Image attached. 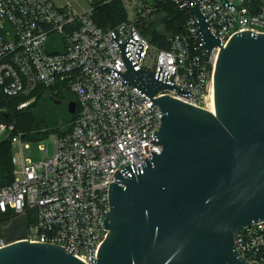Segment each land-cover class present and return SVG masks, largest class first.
Returning <instances> with one entry per match:
<instances>
[{
	"label": "built area",
	"instance_id": "1",
	"mask_svg": "<svg viewBox=\"0 0 264 264\" xmlns=\"http://www.w3.org/2000/svg\"><path fill=\"white\" fill-rule=\"evenodd\" d=\"M74 1V7H59L51 0H0V92L9 98L38 89L68 90L77 103L68 131L53 138V154L38 161L24 157L29 148L24 133L0 120V140L11 145L13 163L11 183L0 187V212L10 211L27 222L23 240L57 244L91 264L108 233L101 210H109L107 188L115 181L113 173L133 162L136 175L141 174L144 157L161 149L149 143L157 141L152 134L161 124L160 108L111 74L110 69L124 73L126 65L109 35L113 32L122 44L132 28L135 41L127 51L137 68L153 72L158 65L169 72L167 80L189 90L181 96L168 89L156 97L167 94L207 110L214 105L220 48L213 47L205 58L194 12L184 0H119L126 18L108 30L96 25L93 10L117 0ZM186 1L190 7L198 2ZM165 2L185 12V29L168 35V47L160 48L139 26ZM198 9L223 47L240 30L264 34V0H199ZM140 42L144 47L138 61ZM148 55L151 68L145 65ZM27 214L31 221L25 220ZM233 240L249 264H264V220L237 230ZM10 242L0 236V248Z\"/></svg>",
	"mask_w": 264,
	"mask_h": 264
},
{
	"label": "water",
	"instance_id": "2",
	"mask_svg": "<svg viewBox=\"0 0 264 264\" xmlns=\"http://www.w3.org/2000/svg\"><path fill=\"white\" fill-rule=\"evenodd\" d=\"M184 1L194 12L205 58L220 48L214 112L167 94L156 97L189 90L167 80L169 72L158 65L153 72L137 68L127 51L135 41L132 28L122 44L109 35L126 65L124 73L109 68L111 74L160 108L161 124L152 134L157 141L149 143L161 149L144 157L141 174L133 162L113 173L109 210H101L108 233L91 264H249L233 237L264 220V34L240 30L223 47L208 30L199 0L194 7ZM143 47L140 42L138 61ZM76 106L68 101L67 112L74 114ZM26 231L27 222L0 248V264H84L57 244L23 240Z\"/></svg>",
	"mask_w": 264,
	"mask_h": 264
},
{
	"label": "trees",
	"instance_id": "3",
	"mask_svg": "<svg viewBox=\"0 0 264 264\" xmlns=\"http://www.w3.org/2000/svg\"><path fill=\"white\" fill-rule=\"evenodd\" d=\"M160 10H162L163 11L162 13H164L163 15L164 17L161 16L163 18L159 19V21H163L162 31H160L159 28H156L157 25L155 24L157 22L155 23L154 21H153L155 23L153 25L154 28L152 31L149 32L151 33L150 35H147L146 31L150 30L149 26L152 24L151 22H147L148 24L143 23L139 26V28H140V32L142 33V35L145 36L151 44L153 43L160 48H167L168 47V42L166 41L167 36L181 34V32L184 31L185 29L184 23L186 19V14L183 11H179L174 5L168 2H165L162 5H160ZM125 18H126L125 9H124L123 4L119 0L108 2L107 4H104V5H98L93 10V19L96 25H98L99 27L105 30H108V28H111L114 25L120 23ZM153 32H155L156 34L155 42H152ZM57 94H58V97L62 96V98H64V101H63V103H65L64 111H67L66 104L70 100L75 101L74 95L68 90H60ZM57 94H51V90L44 91L42 89L40 90L38 89L37 92H34L27 96L7 98L0 92V109L4 107V105L7 106L6 111L0 110V120L8 124L14 123L15 130L20 131L19 123L17 119H15L17 115L15 111L12 109L14 105H15V108L17 107L16 105L19 101L30 99L35 95L36 98L34 102L30 104L27 108H24V110L22 111V114L27 115L32 120H35L33 121L34 124L32 125L31 129L32 130L38 129V130L33 133H25V132L20 131L24 133V138L27 140H31V139L39 140V139H42L47 133H56L58 135L66 133L68 129L70 128V123L75 118L74 117L75 113L70 114L68 112H65V118L59 117L50 123H45L39 117L38 119L33 118L37 104L42 101H46L50 103V105L52 104L55 105V103L53 102L55 101L54 97ZM11 155H12V148L9 142H7L6 140H0V187L11 183V180L13 179L12 177L13 163L11 162ZM13 216L14 214H12L10 211L6 213L0 212V220L5 221L6 223H8V221L11 223H15L14 221H12L14 219ZM25 220L31 221L28 214L25 217Z\"/></svg>",
	"mask_w": 264,
	"mask_h": 264
},
{
	"label": "rangeland",
	"instance_id": "4",
	"mask_svg": "<svg viewBox=\"0 0 264 264\" xmlns=\"http://www.w3.org/2000/svg\"><path fill=\"white\" fill-rule=\"evenodd\" d=\"M55 3V5L59 6V7H64V6H76V3L74 0H51ZM78 1V0H77ZM79 1H83L85 2V0H79ZM160 12V13H158ZM163 11L160 10V8L155 12V14H152L151 17L149 19H147L146 21H143L141 24L143 23H147V22H151L152 24L149 26L150 30L146 31L147 35H150L151 33H149L150 31L153 30V25H157L156 28H159L160 31L163 30V21H159L160 18H163L164 13H162ZM163 16V17H161ZM155 23H154V22ZM148 24V23H147ZM160 25V26H159ZM162 26V27H161ZM153 35V40L152 42L156 41V34L155 32L152 33ZM151 35V36H152ZM153 44V43H152ZM155 45V44H154ZM157 46V45H155ZM158 47V46H157ZM153 60L149 57V55L147 56V59L145 60V65H147L148 67H153ZM70 92V91H69ZM51 94H57V93H53L51 92ZM36 96L34 95L32 98L30 99H26L23 101H19L17 103V107L15 108V105L13 107L12 110L15 111L16 113V118L18 123H19V127H20V131L25 132V133H33L35 131H37L38 129L32 130L31 127L34 124L31 118H29L27 115H23L22 111L24 110V108H27L30 104H32L35 100ZM55 100H58L60 103H56L55 101L53 103H55V105H50V103L46 102V101H42L40 103L37 104L36 106V110L34 113V117L33 118H41L45 123H50L53 120H56L59 117H64L65 118V112L64 111V105L65 103H63L64 98H62V96L58 97V94L55 95ZM7 106L4 105V107H2L0 110L1 111H6ZM28 129H27V128ZM27 130H26V129ZM45 130V129H43ZM58 134L56 133H47L42 139L39 140H27L29 143V148L25 149L24 152V157H28L32 160H36L38 161L39 159H46L49 156H51L54 152V147H53V138L56 137ZM43 148V149H42ZM13 154L16 156L18 154V150L14 149ZM18 156V155H17ZM18 158H20L18 156ZM14 219L12 221H14L15 223H11L8 221V223H6L3 220H0V236L5 238L8 241H13V239L17 238L20 236L21 234V228L23 226V224L25 223V221L23 220V218L21 216H17L14 215L13 216ZM15 224V225H14Z\"/></svg>",
	"mask_w": 264,
	"mask_h": 264
},
{
	"label": "bare ground",
	"instance_id": "5",
	"mask_svg": "<svg viewBox=\"0 0 264 264\" xmlns=\"http://www.w3.org/2000/svg\"><path fill=\"white\" fill-rule=\"evenodd\" d=\"M209 111L212 113L214 112V105H212L210 108H209Z\"/></svg>",
	"mask_w": 264,
	"mask_h": 264
},
{
	"label": "flooded vegetation",
	"instance_id": "6",
	"mask_svg": "<svg viewBox=\"0 0 264 264\" xmlns=\"http://www.w3.org/2000/svg\"><path fill=\"white\" fill-rule=\"evenodd\" d=\"M60 103V102H59ZM67 105V104H66Z\"/></svg>",
	"mask_w": 264,
	"mask_h": 264
}]
</instances>
